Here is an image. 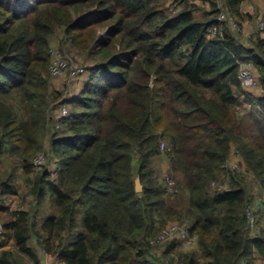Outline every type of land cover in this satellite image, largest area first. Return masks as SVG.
<instances>
[{"label":"trees","instance_id":"trees-1","mask_svg":"<svg viewBox=\"0 0 264 264\" xmlns=\"http://www.w3.org/2000/svg\"><path fill=\"white\" fill-rule=\"evenodd\" d=\"M195 1L0 0V164L12 161L0 191L18 193L21 169L33 199L16 212L0 206V264H40L37 246L63 264L264 258L262 211L259 233L247 224V207L264 193V96L247 95L252 107L242 109L238 64L253 62L264 91V30L250 45L228 23L209 36L218 2L203 0L210 9L198 18ZM242 1L225 7L242 18ZM54 36L62 52L83 57L88 76L75 95L52 89ZM61 105L68 113L56 116ZM232 147L254 179L225 170ZM156 160L168 164L175 196ZM223 180L228 189L212 186ZM40 210L49 213L38 222ZM171 222L195 246L156 242Z\"/></svg>","mask_w":264,"mask_h":264},{"label":"built area","instance_id":"built-area-1","mask_svg":"<svg viewBox=\"0 0 264 264\" xmlns=\"http://www.w3.org/2000/svg\"><path fill=\"white\" fill-rule=\"evenodd\" d=\"M218 2V8L220 10V14L217 17V23L211 25L208 28L209 36H221L223 33V25L224 23H228L231 29L239 35L242 30V20L244 16L238 17L235 15H232L229 13V11L225 7V0H217ZM219 23V24H218ZM257 29L260 31L264 30V21L263 19H257L256 20ZM238 64L240 66L239 69V78L241 81L242 86H251L255 87L258 85L260 80V74H258L257 68L253 67V62L250 61H238ZM255 66V65H254ZM59 67L57 65H54V62L51 65L50 73L53 76L56 72L59 71ZM167 144L165 141H161V149L164 150L166 148ZM45 161V157L43 154H39L35 157L33 160L34 165L37 167L41 166ZM224 168L226 171H232L242 178H253V176L250 175L248 172L246 165L244 164L240 152L236 147H232L229 157L227 158ZM254 179V178H253ZM165 180L167 181V189L170 193L174 194L177 193V183L168 175H165ZM212 186L214 188H218L221 190H226L229 188V183L226 180H223L221 182H212ZM261 209L263 219H264V193L262 194L261 198H257L254 203H252L250 206L247 207V224L250 228L255 230L256 223H257V217H256V210ZM5 228L4 222L0 221V235L3 233ZM174 237H182L183 239V245L185 247L191 248L195 246L196 238L195 237H189L187 233L184 231L183 227L179 226L177 223L171 222L169 223L157 236L156 242L159 244L174 238ZM42 255H51L46 253L44 250H41ZM55 256V255H53ZM57 257V256H56ZM56 264H63L57 257Z\"/></svg>","mask_w":264,"mask_h":264},{"label":"rangeland","instance_id":"rangeland-1","mask_svg":"<svg viewBox=\"0 0 264 264\" xmlns=\"http://www.w3.org/2000/svg\"><path fill=\"white\" fill-rule=\"evenodd\" d=\"M51 53H52V63L54 62V65H57L60 69L58 72H56L52 77V89L56 90H64V88L67 86L68 91H66V94L68 95H75L80 92L81 86L84 84V81L86 80L88 73L86 71L83 72V66L82 64V55L76 51V49H71V53L62 52L60 49V38L59 36H54L51 40ZM74 58L75 60H73ZM81 63V64H80ZM245 108V107H244ZM243 108V110H244ZM68 113V108L64 105H61L58 107V110L56 111V116L59 115H66ZM164 161L156 160V165H160V173H159V179L163 181L165 178V175L170 176V170L164 167L165 164H163ZM167 165V164H166ZM51 168L54 167L53 163L50 164ZM12 168V161L10 158H4L1 160L0 164V170L7 173ZM17 181L16 185L18 186L19 193L14 194L12 196L7 195L5 197H8L11 199L12 203L15 204H21L23 200L26 202L31 201V198L26 197L24 198V194L27 191L26 187V178H20V176L17 175ZM171 177V176H170ZM20 178V179H19ZM179 179V177H178ZM23 180V183H22ZM141 184V183H140ZM179 189V188H178ZM142 190V186H141ZM139 190V191H141ZM179 191V190H178ZM256 193V189L253 188V194ZM171 196H175L176 194L170 193ZM11 197V198H10ZM185 197L179 198V202L183 203L185 201ZM26 206V204H24ZM261 210V209H260ZM49 210L47 212L45 211H38L37 221L40 222L42 219V216L45 214H48ZM256 217H257V210H256ZM1 221V220H0ZM80 223L82 222V217L79 219ZM3 222V221H2ZM82 224V223H81ZM259 233L258 229L256 228L254 230V234ZM182 239V237H180ZM183 241V239H182ZM188 248V247H187ZM189 249V248H188ZM261 260H264V258H260L258 264H260Z\"/></svg>","mask_w":264,"mask_h":264},{"label":"crops","instance_id":"crops-1","mask_svg":"<svg viewBox=\"0 0 264 264\" xmlns=\"http://www.w3.org/2000/svg\"><path fill=\"white\" fill-rule=\"evenodd\" d=\"M195 2L200 6V9L196 11V16L198 18L205 17L206 12L210 9V3L208 1H203V0H196ZM241 12L244 14L243 15L244 18L242 20V30H241L240 34L237 36L239 38V41H241L243 44L250 45V42L256 38V34L258 31L257 25H256V20L257 19H263L264 0H243L241 3ZM262 35L264 36V33H262ZM253 67L255 68L254 64H252V68ZM247 95H250L249 97L252 99L264 96V91L262 89L260 80H259L258 85L255 87L243 85V92L240 94V100L243 102L242 109L245 107L244 109L246 111L250 110L252 107L251 103H249L246 100ZM163 164H165L164 167L168 169V164L166 162H164ZM17 175L20 176V178H22V179L26 178L24 176V174H22L21 169L17 172ZM22 183H23V180H22ZM18 193H19V190H18ZM18 193H16V194H18ZM12 195H14V194H12ZM12 195H10V196H12ZM5 196H7V195L1 196V191H0V206L7 208L8 212H16V211L21 210V209H30V204L33 200L32 197L29 196V198H31V201L29 200V202H27V201L25 202L23 200V202L21 204H17L15 206V204L12 203L11 199H9L8 197H5ZM24 204H26V206ZM12 242L13 241H10L9 245ZM37 248H38L39 256L41 259L40 264H56V259H57L56 256L42 255L41 254L42 249H40L39 246H37ZM0 249H1V247H0ZM28 264H32V263H28ZM260 264H264V260H261Z\"/></svg>","mask_w":264,"mask_h":264},{"label":"water","instance_id":"water-1","mask_svg":"<svg viewBox=\"0 0 264 264\" xmlns=\"http://www.w3.org/2000/svg\"><path fill=\"white\" fill-rule=\"evenodd\" d=\"M136 188H137L138 191L141 190V184H140V181L139 180H137V186H136Z\"/></svg>","mask_w":264,"mask_h":264}]
</instances>
